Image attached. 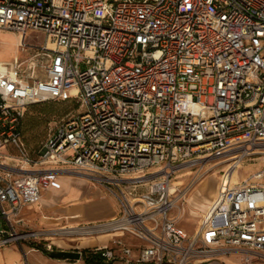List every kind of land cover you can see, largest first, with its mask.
<instances>
[{
  "label": "built area",
  "instance_id": "built-area-1",
  "mask_svg": "<svg viewBox=\"0 0 264 264\" xmlns=\"http://www.w3.org/2000/svg\"><path fill=\"white\" fill-rule=\"evenodd\" d=\"M0 30L43 32L42 75L0 62V246L59 174L106 184L119 212L86 232V253L121 264H240L264 259V0H0ZM73 105L36 148L28 105ZM225 163L192 234L171 216L178 169ZM235 173L234 177L233 174ZM130 239H128V238ZM46 249H50L46 245ZM80 256L82 253L80 252Z\"/></svg>",
  "mask_w": 264,
  "mask_h": 264
},
{
  "label": "rangeland",
  "instance_id": "rangeland-1",
  "mask_svg": "<svg viewBox=\"0 0 264 264\" xmlns=\"http://www.w3.org/2000/svg\"><path fill=\"white\" fill-rule=\"evenodd\" d=\"M43 39V32L29 30L25 37L26 45L19 47L18 35L0 30V61L11 62L16 58L18 59L20 67L24 73L41 76L45 57L40 51L34 48V45L41 44ZM72 110H74L73 105L64 101H44L28 106L24 114L21 129V139L25 146L30 150L36 148L52 131L56 123L61 119L66 118ZM263 164L264 159H246L243 167L238 170L239 177L242 178L249 175L261 168ZM224 165L225 163L223 162L205 163L201 161L194 167L178 169L173 174L171 189L173 192L172 197L174 199V205L171 209V216L188 235L193 233L202 215L206 212L214 195L215 186L220 176V170ZM67 172L68 173L57 175V178L52 185V189L50 190L54 193L53 196H55L53 198L54 207L63 209V207L69 202L75 201L74 204H81L93 202L99 200V198H105V202H103L104 204L102 205L107 208H112V204L117 210L118 203L113 194L108 191L106 184L100 183L96 179L86 175L77 174L71 171ZM234 175L235 173L233 174V177ZM204 181H206L205 184L200 188L201 183ZM54 185L55 188H57L55 191H53ZM83 187H88L90 192H97L98 195L87 192L79 197V199L76 197H68L62 200L64 192H76ZM106 199H109L111 204ZM86 208L94 214L100 208V205L90 203ZM45 214L51 215L50 212H46ZM17 224L18 223L15 225L17 226ZM29 232L42 233L43 231L38 227L36 230ZM48 234L65 238L64 234H61V231H55L54 233ZM29 241H36V245L46 247V244L42 245L44 240ZM89 264L109 263H101L98 261ZM251 264H264V259L253 260Z\"/></svg>",
  "mask_w": 264,
  "mask_h": 264
},
{
  "label": "crops",
  "instance_id": "crops-1",
  "mask_svg": "<svg viewBox=\"0 0 264 264\" xmlns=\"http://www.w3.org/2000/svg\"><path fill=\"white\" fill-rule=\"evenodd\" d=\"M56 189L54 185L53 191ZM51 192L52 191L48 190L43 192L41 200L38 203L23 207L18 218L12 223L14 230L18 233H26L36 230L38 227L41 228L43 232H38L39 234L36 237L23 240L21 247L14 241L1 245L0 264H89L83 253L95 247L111 243L110 233L86 232V230L114 217L119 212V206L116 210L111 204V201L106 199L111 204L112 208L104 207L102 204H104L105 198H99V200L81 204H74L75 201L69 202L63 209H58L53 205V198L55 196H53L54 193ZM87 192H90L88 187L80 188L76 192H64L62 200L68 197H76L79 199V197ZM90 193L98 195L97 192ZM90 203L100 205V208L94 214L86 208ZM46 212H50L51 215L45 214ZM16 223H18L17 226L15 225ZM62 228L64 231H68L61 233L64 234L65 238L48 234L59 231L60 229L62 230ZM29 240H44L42 245H49L50 249H46V247L41 245H36V241ZM60 250L78 251L82 253V256H80L78 260L59 259L50 256L52 252L55 253ZM91 257H96L101 263L104 262L97 256L92 255ZM216 259L217 262L221 264L240 263L239 257L235 254L220 255ZM212 263L213 262H209L206 264Z\"/></svg>",
  "mask_w": 264,
  "mask_h": 264
},
{
  "label": "water",
  "instance_id": "water-1",
  "mask_svg": "<svg viewBox=\"0 0 264 264\" xmlns=\"http://www.w3.org/2000/svg\"><path fill=\"white\" fill-rule=\"evenodd\" d=\"M51 257L59 258V259H69V260H78L80 259V252L78 251H67L60 250L57 252H52L50 254Z\"/></svg>",
  "mask_w": 264,
  "mask_h": 264
},
{
  "label": "trees",
  "instance_id": "trees-1",
  "mask_svg": "<svg viewBox=\"0 0 264 264\" xmlns=\"http://www.w3.org/2000/svg\"><path fill=\"white\" fill-rule=\"evenodd\" d=\"M38 103V102H37ZM34 104V103H33ZM30 105H32V104H30ZM30 105H28V106H30ZM27 106V107H28ZM26 107V108H27ZM25 112H26V109H25ZM25 114V113H24ZM24 118V117H23ZM23 121V120H22ZM21 129H22V125H21ZM21 134H22V132H21ZM92 255L91 254H88V253H86L85 255H84V257H85V259H86V261H87V263H93V262H95V261H98V259L96 258V257H91ZM99 258V257H98ZM101 260V259H100Z\"/></svg>",
  "mask_w": 264,
  "mask_h": 264
},
{
  "label": "bare ground",
  "instance_id": "bare-ground-1",
  "mask_svg": "<svg viewBox=\"0 0 264 264\" xmlns=\"http://www.w3.org/2000/svg\"><path fill=\"white\" fill-rule=\"evenodd\" d=\"M10 32V31H9ZM11 34H16V35H18L17 33H13V32H10ZM19 36V35H18ZM19 39H20V36H19ZM0 62H5V61H0ZM5 63H9V62H5ZM187 168V167H186ZM184 169V168H183ZM57 178V177H56ZM55 178V179H56ZM205 182L206 181H204L203 183H201V185H200V188L205 184ZM54 183V182H53ZM53 185V184H52ZM52 185H51V187L49 188V190L48 191H50L51 189H52ZM172 187H171V185H170V190L172 191V189H171ZM76 216H78V215H76ZM78 219V218H77ZM80 220H82V219H80ZM71 228V227H70ZM59 231H61V233H65V232H68V231H64L63 230V228H62V230L60 229ZM75 231V230H74ZM58 233H60V232H58ZM68 234V233H67ZM238 264H240L239 262H238Z\"/></svg>",
  "mask_w": 264,
  "mask_h": 264
}]
</instances>
